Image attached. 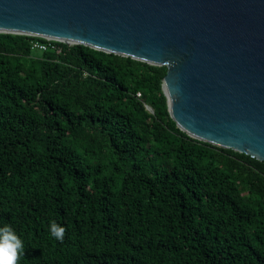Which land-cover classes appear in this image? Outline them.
<instances>
[{"label": "trees", "instance_id": "1", "mask_svg": "<svg viewBox=\"0 0 264 264\" xmlns=\"http://www.w3.org/2000/svg\"><path fill=\"white\" fill-rule=\"evenodd\" d=\"M33 40L0 33V227L20 264H264V163L180 131L165 67Z\"/></svg>", "mask_w": 264, "mask_h": 264}, {"label": "water", "instance_id": "2", "mask_svg": "<svg viewBox=\"0 0 264 264\" xmlns=\"http://www.w3.org/2000/svg\"><path fill=\"white\" fill-rule=\"evenodd\" d=\"M0 33L165 67L180 131L264 163V0H0Z\"/></svg>", "mask_w": 264, "mask_h": 264}, {"label": "clouds", "instance_id": "3", "mask_svg": "<svg viewBox=\"0 0 264 264\" xmlns=\"http://www.w3.org/2000/svg\"><path fill=\"white\" fill-rule=\"evenodd\" d=\"M49 231L53 238L63 240L66 229L52 221ZM24 254V242L16 229L11 224L0 227V264H20Z\"/></svg>", "mask_w": 264, "mask_h": 264}, {"label": "built area", "instance_id": "4", "mask_svg": "<svg viewBox=\"0 0 264 264\" xmlns=\"http://www.w3.org/2000/svg\"><path fill=\"white\" fill-rule=\"evenodd\" d=\"M40 39V38H39ZM45 41V43L39 42L37 40H33L31 41V48L33 50H40V51H46L49 47H53L51 44L52 42H56L53 40H49V39H42ZM57 52H59V50H56ZM139 97V94L137 95Z\"/></svg>", "mask_w": 264, "mask_h": 264}]
</instances>
